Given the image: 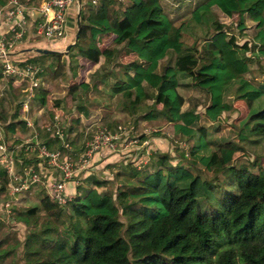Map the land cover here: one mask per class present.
Listing matches in <instances>:
<instances>
[{
  "label": "trees",
  "instance_id": "obj_1",
  "mask_svg": "<svg viewBox=\"0 0 264 264\" xmlns=\"http://www.w3.org/2000/svg\"><path fill=\"white\" fill-rule=\"evenodd\" d=\"M80 19L72 44L80 57L78 74L72 82L64 79L61 53L53 51L58 66L52 86L38 90L40 104L52 96L57 105L63 97L75 99L79 91L89 99L85 112L66 113L64 138L72 143L69 131L105 119L92 107L122 106L132 114L129 104L152 98V108L140 118L166 120L175 133L191 138L194 163L170 162L162 153L140 183L121 184L114 193L98 189L104 181L93 179L94 185L77 187L67 203L55 204L43 217L38 200L26 199V208L12 213L27 227L22 240L0 216V264H264V162L256 171L231 162L244 147L264 156V66L255 76L249 64L253 57L264 58V0H97L80 9ZM117 44L135 57L91 83L100 57L111 59ZM192 85L209 96L202 116L183 105L198 104V99L178 92ZM119 94L126 105L115 100ZM238 102L246 111L239 117L236 141L196 126L203 117L217 120ZM16 108L4 93L0 121L10 133L26 125L24 119H8ZM197 162L225 178H204L203 191H196ZM0 171V190H5L9 175L3 167Z\"/></svg>",
  "mask_w": 264,
  "mask_h": 264
},
{
  "label": "rangeland",
  "instance_id": "obj_2",
  "mask_svg": "<svg viewBox=\"0 0 264 264\" xmlns=\"http://www.w3.org/2000/svg\"><path fill=\"white\" fill-rule=\"evenodd\" d=\"M235 33H239L238 29H231ZM240 35V34H239ZM60 40L58 39H48V42H50V49L56 50L58 52L67 53L72 57L73 50L70 47L68 50L63 51L64 48L60 45H57V43ZM117 51L114 53V56L111 58V61H100L97 64L96 72L93 73V76L97 78L103 71L105 70H116V67L118 66V63L120 61H130L132 58L135 57L134 54H131L129 51L125 50L121 45H117ZM71 50V51H69ZM28 53L34 52L33 50H27ZM38 60H33L34 63L39 64L43 67L44 71L47 74L43 73L41 75V82L39 88H42L50 81V77L52 76V70L54 66H56L57 60L50 54V52L41 53V52H34V54ZM64 62L66 63V75L70 74V71L73 69V66H69L71 64V60H67L66 56L64 57ZM74 60H72L73 62ZM165 63V59L160 61L159 68L162 67V65ZM251 67V74L255 75L256 73H259L263 71L264 66V58L258 57V58H251L250 62ZM72 65V64H71ZM261 70V71H260ZM67 75V76H68ZM250 75V72H249ZM258 75V74H256ZM255 75V76H256ZM93 82V80L91 79ZM16 80H14L11 84L8 82L1 81L0 83V99L2 98V95L4 93H7L14 102L17 104L16 111L12 113L11 116H9V120L12 118L18 119H24L28 118L30 122L33 124V126H30L27 128L28 131L33 132L34 139L36 138L39 142H44V137L48 136L49 133H54L56 125H58V128H60V131L62 130V124L65 119V115L67 111L73 110V111H85L87 110L86 106V100L84 99V95L81 94L79 96V99L76 101H71L69 99L61 100V103L56 105L54 103V99L49 98L47 105L41 106L38 100V89L36 91V96L34 98H29L28 105L26 108L22 107V99L23 95H25L24 87L19 85V82L15 83ZM178 92L181 95L182 98L187 97L188 95L195 96L199 103L191 102L183 104L185 107L189 108H195L197 112L200 113L202 116V110L205 104H207L209 100L208 94L198 88L195 85H192L190 87H179ZM22 97V98H21ZM121 99L123 101V105L127 104V99L124 100V95L119 94L118 97H115V100ZM130 109L132 111V114H128L127 111L121 107L119 108H111V109H105V108H98L97 110L104 115L106 114L105 119L101 122L95 123L89 127L84 126H78L76 130L69 131L70 132V139H71V146L69 149L66 150V153L68 156L72 157V151L74 150H80L81 146L83 148L84 141L87 140L91 134L102 127H107L108 129H111L112 131L119 129V126H125L124 130L127 128L126 133L131 135H138L139 137L145 136L146 144H143L141 146H137L135 148L137 151L139 150L138 155L132 160H127L126 162H121V168L120 174L122 175L121 178L116 180L117 178L109 179L107 176H109L108 172H101L99 175L93 174L95 177L93 179H100L103 180L106 184V187L112 190L114 193L116 192V187H119L121 184L124 186V188H129L134 185V183H140V179L143 178V175L146 173L147 170H150L153 166L157 165L159 163L158 156L162 153H167L170 157V162H179L184 163L187 165H192L194 162H192L191 156L189 154L190 147L192 144V139L182 136L179 133H175L173 131L172 123L166 121V120H144L141 117V113L145 110H148L152 108L153 101L152 98H147L144 101H142L140 104L133 107L130 105ZM25 110H21V109ZM91 109V108H90ZM94 109V108H92ZM21 110V111H20ZM246 111L245 103L238 102L237 104H233L232 108L229 111H225L221 114L220 117H218L215 121H210L207 119L201 118L198 120L196 126L204 125L210 133L213 134V136H227L229 139L236 141L237 140V132L239 129L238 120L239 117ZM102 115V116H103ZM256 122L259 121H253L252 124L255 125ZM64 125V124H63ZM66 130H68V126H66ZM24 127V128H25ZM5 128V123L0 121V138L2 140L8 141L7 145L13 146L15 144L14 139L18 138L19 140L24 139L26 136H29V132L25 130L23 133H19L16 135H13ZM31 135V133H30ZM29 138V137H28ZM62 139L59 138L57 140L58 145L55 147H59L60 141ZM1 142V141H0ZM126 144V142H125ZM49 150L51 147H49L45 142L44 144ZM52 147V148H55ZM80 147V149H79ZM33 144L27 143L23 148L22 152L17 154L14 159H10V155H7L5 157L2 156L3 153L0 154V157L3 158V160H0V168L3 167L7 170L9 175V181L7 184V187L5 190H0V216L5 218L8 223L9 230L15 232L13 236L18 237L19 239H23L25 232H26V225L20 220H17L13 218L12 213L15 211V208L20 207L22 209L26 208V199L28 198H34L38 200V203L40 205L39 214L41 217L45 216V212L54 207L55 204H62L56 201L49 193V189L46 186L48 183V180H46L45 177H48L47 167H44V164L48 163L47 159L42 157L38 150L32 149ZM51 148V149H52ZM76 154L74 157L75 160H78V155L80 153ZM76 153V151H74ZM33 160H32V159ZM28 159H31V163L28 164ZM39 162V159L41 160V163L43 166L40 169L38 164H34V162ZM232 163L236 165H242L246 164L249 166L250 169L253 171H256L258 169L259 162H264V156L260 152H254L251 148H242L238 149L234 155L233 159L231 161ZM38 165V166H37ZM50 167L52 165L49 163ZM109 165V164H108ZM199 167V177L196 182V185L194 184V189L198 192H202V179L204 178H212L213 176L218 177L219 180H223L225 178V175L221 173V171H214V170H208L203 165H201L199 162L195 163ZM137 170L138 174L135 176L130 177V173L133 170ZM47 172V173H46ZM56 172H51L52 177H56ZM218 172V173H217ZM1 173V171H0ZM111 176H114V172L110 171ZM144 173V174H142ZM130 174V175H129ZM217 174V175H215ZM77 175V177H76ZM90 174H87L86 171L78 170L75 175H73V183H77L78 179L82 180V182L79 185L81 186V190L90 187L92 184L86 183V178ZM87 176V177H86ZM103 176V177H101ZM117 176V174H115ZM129 176V178H128ZM75 180V181H74ZM69 182L70 179L68 180ZM67 181V182H68ZM115 182L117 184L115 185ZM121 182V184H120ZM79 183V182H78ZM132 183V184H131ZM104 185V184H103ZM102 186V185H101ZM97 186L98 189H103V187ZM79 187V186H77ZM76 187V188H77ZM67 190V189H66ZM46 191L48 193H46ZM68 192V191H67ZM69 198L67 201L73 197V192H68ZM122 201L124 199H121ZM67 203V202H66ZM4 208H8L5 210ZM5 228V227H4ZM17 262L20 263L19 257L17 258Z\"/></svg>",
  "mask_w": 264,
  "mask_h": 264
},
{
  "label": "built area",
  "instance_id": "obj_3",
  "mask_svg": "<svg viewBox=\"0 0 264 264\" xmlns=\"http://www.w3.org/2000/svg\"><path fill=\"white\" fill-rule=\"evenodd\" d=\"M77 0H41L38 2H29L21 0H7L6 3L0 5V69L3 78L14 75L21 78L22 82L26 80L25 98H34L36 91L40 86L43 67L37 63L24 60L23 65H18L16 62L8 58L17 42L20 41L28 26V19L31 9L35 8L41 12L40 19L36 24V35L46 39H61L66 35L68 26V11ZM84 4L95 3L97 0H80ZM28 103L22 101V107L26 108ZM27 123L32 125L30 121ZM119 126V129L112 131L107 127H102L95 130L91 136L84 141L83 148L78 155L76 161L74 157L67 155L66 150L69 149L71 143L65 139L64 125L62 130L56 125L54 134L61 137V147H55L47 150L44 143H40L34 134L28 138L16 142L13 146L7 145L6 140L0 138V154L3 157L10 155V159L21 152L22 148L27 144H33L32 149H37L42 157L46 158L48 163L52 165L56 172V177H53L47 183L50 195L59 203H66L69 198V193L66 190V183L70 179L73 180V175L78 170L86 169L89 166L90 159L95 151L101 147L107 148L109 151H118L120 148H126L129 145L141 146L146 144L145 137L138 135L129 136L126 133L127 128ZM126 142V144H125ZM2 161L3 158L0 157ZM72 198V197H71ZM70 198V199H71ZM69 199V200H70ZM68 200V201H69Z\"/></svg>",
  "mask_w": 264,
  "mask_h": 264
},
{
  "label": "crops",
  "instance_id": "obj_4",
  "mask_svg": "<svg viewBox=\"0 0 264 264\" xmlns=\"http://www.w3.org/2000/svg\"><path fill=\"white\" fill-rule=\"evenodd\" d=\"M32 1L33 2H38V1H41V0H32ZM91 4L92 3H89V4H86L85 3L84 4L83 1L80 2L78 0L76 2H74V4L70 7V9L68 11V14H67L68 15V26H67V29H66V35L63 38L59 39L60 41L57 43V45H60V46H62L64 48L63 51H66V47L69 44H70V47L72 48L71 50H73V53H71L72 54V57H70V55H68L67 53H63L61 55V61H62V64H63L64 79H66L68 82H72L74 80V77L78 74V68H79L78 65H79L80 57L77 54V48L75 46H72V44L76 41L75 40V33L77 31V28H78V26H77V13H78V11L81 8H83L85 10L88 7V5H91ZM39 17H40V15H38L37 18L35 20H33L30 17V15H29V19H28V22L29 23H28V26H27V29H26L25 33L23 34V36L20 39V41L17 42V45L15 46V48L12 51H10V53L8 55V58H10L14 62H16L18 65H23L25 59H27V60L30 61V59L32 57H33L32 60H35V59L38 60V58H36V56L33 55L34 52H37V51L34 50L35 47H44V48H51L52 47V46L50 47L49 44H51V43L48 42V39L43 38V37H38L36 35L35 30H36V24H37L38 20L40 19ZM0 30H1V27H0ZM107 41H109V39ZM117 45H121V44H117ZM117 45H114V46L117 48ZM27 50H30V51L33 50L34 52L28 53ZM71 50H69V51H71ZM63 56L64 57L66 56L68 62H69V60H71V64L72 65L71 64L70 65L68 64V67L69 66H73V69L70 71V74L69 75L67 74L68 76L66 75V66L67 65L64 62ZM72 60H74V61L72 62ZM103 60L106 61L105 63H107L108 61H111V59H107V58H104L103 56H101L100 59H99V61L97 62V64L100 61H103ZM1 61H2V57H0V62ZM32 62H34V61H32ZM97 64L95 65V69L90 73V80L91 79L93 80V82L91 81V83H95L96 81H99V77L102 74L101 73L99 76H97V78H95L96 75L93 76V73L96 72ZM57 66H58V62L56 63V66H54V68L52 70V76L50 77V81L47 84H45V86H44L45 88H51L52 81H53V77H54V74H55L54 72H55V69L57 68ZM43 71H44V69H43ZM111 71H114V70H111ZM43 73L47 74L46 72H43ZM11 76L14 77V79L12 80V82L14 80H16L17 83L19 82V85L20 86H22V87H24V85L26 86V80H24L22 82L21 78L16 77L14 75H11ZM11 76L6 77V78H2L1 81H4L6 83L8 82V84L9 83L11 84L12 82L9 81V78ZM1 81H0V83H1ZM81 94L82 93L79 91L78 96L75 99H72L69 96H66V97H63L61 100L69 99L71 101H76V100L79 99V96H81ZM24 96L25 95L22 96L23 97L22 101H26L28 103L29 102L28 98L27 97L25 98ZM49 98L54 99V97H52V96L49 97ZM49 98L47 99L46 103L41 104V106L47 105ZM84 99L86 100V104H87L89 99L87 97H85V96H84ZM53 101L55 103V99ZM60 103H61V101H60ZM92 108H94V109L97 110L98 108H103V107H92ZM112 108H114V107H112ZM105 109H107V108H105ZM21 110L23 111L25 109L23 108ZM69 111H73V110H69ZM85 111H81V112H85ZM13 119H15V118H13ZM18 119H21V118H18ZM24 120L26 122V125L25 126L27 128H29L30 126H33V124L30 125L29 123H27V120L30 121L28 118H24ZM24 127L17 126L16 129H15V131H14V133H12V134L13 135H16V134H19V133H23L25 130H27V128L26 127L24 128ZM28 132H29V136H26L24 139H28V137L30 138L33 135V132H31V131H28ZM30 133H31V135H30ZM49 139H50L49 135L46 136V137H44V142L49 147L52 148V147H55L56 145H58L57 141H54V140L53 141H49ZM21 140H23V139H21ZM21 140H19L18 138H16V139H14V142L15 141L18 142V141H21ZM81 148H82V146H81ZM79 149H80V147H79ZM74 151H76V153H74ZM74 151H72V155H71L72 157H75L76 154L78 153V151H80V150H74ZM138 153H139V150L137 151L135 149V145H129V146H126V148H120L115 153H112L107 148L103 147L101 149V151L94 153V155L92 156V158L90 160L91 165L88 166L85 169L86 173L87 174H90L88 177L86 176L87 177L86 178V183H90V184L94 185L93 184V178L95 176L93 174L99 175L101 172H108L109 173V176H107V178L113 179V178L116 177L117 178L116 180H118L119 178L122 177V175L115 176V174H114V176H111L110 171H113L114 173L118 172L120 174V171L122 170V168H121V162L122 161L126 162L127 160L132 161L138 155ZM31 159H28L29 160L28 161V164L31 163V161H30ZM39 162L41 163V160L40 159H39ZM40 163L37 162V159H36V162H34V164H38L39 165V168L42 165ZM49 170H50V173L48 174V177H45L46 180H48L49 178H51L52 177L51 172L53 173L55 171L53 167L48 166L47 167V172H49ZM76 177H77V175H76ZM101 177H103V176H101ZM77 181L79 183L78 182L77 183H75V182L73 183V181H71V182L68 181L66 183V189H67L68 192L75 193V191L77 189L76 188L77 186H79L77 190H80L81 191V186L82 185H79V184L82 182V180L78 179ZM106 184H109V183H104L103 182L101 184L102 185L101 187L105 188L106 187ZM116 184H117V182H115V185ZM120 184H121V182H120Z\"/></svg>",
  "mask_w": 264,
  "mask_h": 264
},
{
  "label": "water",
  "instance_id": "obj_5",
  "mask_svg": "<svg viewBox=\"0 0 264 264\" xmlns=\"http://www.w3.org/2000/svg\"><path fill=\"white\" fill-rule=\"evenodd\" d=\"M78 1H80V0H78ZM40 14H41V12L39 10L35 9V8L31 9V11H30V17L33 20H35L37 18V16L40 15ZM77 26H78V28H77V31L75 33V40L78 39L80 28H81L80 10L77 13ZM69 47H70V44L66 47V50H68ZM34 50L37 51V52H41V53H46V52H50L51 53V52L55 51L53 49L44 48V47H35Z\"/></svg>",
  "mask_w": 264,
  "mask_h": 264
}]
</instances>
